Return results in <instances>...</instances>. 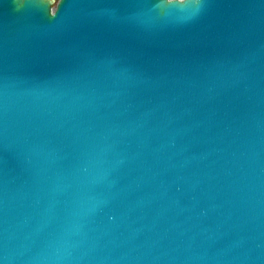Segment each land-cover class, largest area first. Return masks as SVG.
<instances>
[{
    "label": "water",
    "instance_id": "water-1",
    "mask_svg": "<svg viewBox=\"0 0 264 264\" xmlns=\"http://www.w3.org/2000/svg\"><path fill=\"white\" fill-rule=\"evenodd\" d=\"M0 264H264V0H0Z\"/></svg>",
    "mask_w": 264,
    "mask_h": 264
}]
</instances>
